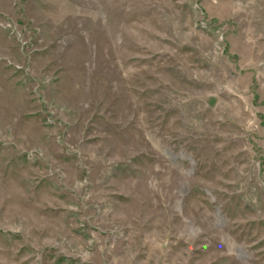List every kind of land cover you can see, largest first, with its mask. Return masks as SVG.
<instances>
[{
  "label": "rangeland",
  "instance_id": "obj_1",
  "mask_svg": "<svg viewBox=\"0 0 264 264\" xmlns=\"http://www.w3.org/2000/svg\"><path fill=\"white\" fill-rule=\"evenodd\" d=\"M0 264H264V0H0Z\"/></svg>",
  "mask_w": 264,
  "mask_h": 264
}]
</instances>
